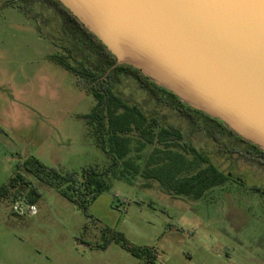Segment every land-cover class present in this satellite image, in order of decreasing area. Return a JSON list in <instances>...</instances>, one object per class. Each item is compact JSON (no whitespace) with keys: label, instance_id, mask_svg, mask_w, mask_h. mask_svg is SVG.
Returning <instances> with one entry per match:
<instances>
[{"label":"rangeland","instance_id":"rangeland-1","mask_svg":"<svg viewBox=\"0 0 264 264\" xmlns=\"http://www.w3.org/2000/svg\"><path fill=\"white\" fill-rule=\"evenodd\" d=\"M35 8L0 0V188L19 173L39 193L33 205L11 193L0 198V264H264V164L244 157L245 146L226 134L217 142L206 130L188 134L185 118L126 79L117 91L181 128L231 178L196 200L167 194L139 175L118 179L119 167L87 130L84 117L95 99L52 60L66 56L58 21ZM152 149L141 152L140 164ZM33 159L62 177L81 178L93 168L107 189L79 207L61 194L67 183L51 186L19 169ZM124 243L151 249L154 258L135 257Z\"/></svg>","mask_w":264,"mask_h":264},{"label":"water","instance_id":"water-1","mask_svg":"<svg viewBox=\"0 0 264 264\" xmlns=\"http://www.w3.org/2000/svg\"><path fill=\"white\" fill-rule=\"evenodd\" d=\"M56 1L112 68L138 70L264 152V0Z\"/></svg>","mask_w":264,"mask_h":264},{"label":"trees","instance_id":"trees-1","mask_svg":"<svg viewBox=\"0 0 264 264\" xmlns=\"http://www.w3.org/2000/svg\"><path fill=\"white\" fill-rule=\"evenodd\" d=\"M25 1L33 8L38 6L48 11L58 21L59 29L55 35L60 36L66 56H55L52 60L72 73L77 84L95 99L92 112L84 117L87 130L94 143L112 158V168L119 167L115 174L118 179L129 180L131 176L139 175L144 180L157 182L167 194L194 200L201 198L209 189L222 185L231 177L209 164L207 158L186 138L187 133L192 134L196 130H206L215 142L218 141V133L226 134L245 146L244 157L264 164V152L235 136L220 121L182 104L172 93L157 87L130 66L112 68L115 58L58 1ZM37 15L48 24L43 15L38 12ZM126 79H131L137 89L144 91L156 104L167 106L185 118L189 124L188 132L167 123L157 111H147L144 106L117 91ZM198 119H202L208 127L205 129ZM147 146L153 149L140 164L141 152ZM227 151L232 153L233 150ZM20 168L51 186L60 181L67 183L61 194L82 208L107 189L103 174L93 168L85 170L81 178L74 173H66L62 177L57 170H46L34 159L20 164ZM111 170H107V174ZM17 186L28 188V191L23 193L17 190ZM10 193L14 200L23 197L31 205L39 197L37 189L19 173L0 188V198H7ZM117 240L120 241L121 237ZM123 246L135 257L148 253V261L154 258L151 249L139 251L125 243Z\"/></svg>","mask_w":264,"mask_h":264}]
</instances>
